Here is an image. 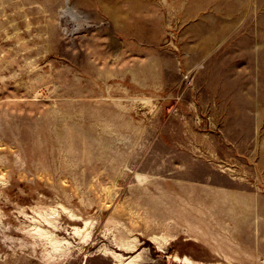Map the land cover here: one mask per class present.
<instances>
[{
  "label": "rangeland",
  "instance_id": "rangeland-1",
  "mask_svg": "<svg viewBox=\"0 0 264 264\" xmlns=\"http://www.w3.org/2000/svg\"><path fill=\"white\" fill-rule=\"evenodd\" d=\"M106 250L264 264V0H0V264Z\"/></svg>",
  "mask_w": 264,
  "mask_h": 264
},
{
  "label": "bare ground",
  "instance_id": "bare-ground-1",
  "mask_svg": "<svg viewBox=\"0 0 264 264\" xmlns=\"http://www.w3.org/2000/svg\"><path fill=\"white\" fill-rule=\"evenodd\" d=\"M64 211V210H63ZM77 219V218H76ZM54 220V219H52ZM51 221V220H50ZM72 228V227H71ZM34 230V229H33ZM78 229L75 228V233H78ZM40 234V233H39ZM49 234V233H48ZM36 236V235H35ZM84 236V235H83ZM37 237V236H36ZM45 237V236H44ZM40 238V237H39ZM51 238V237H50ZM52 239V238H51ZM83 239V238H82ZM152 242H155L156 244L158 245H161V243H157L156 242V237H151L150 238ZM56 240V239H55ZM87 240V239H86ZM158 240V239H157ZM159 241V240H158ZM67 242V241H66ZM65 244V243H64ZM62 245V244H61ZM120 250H127V252H131L134 250L135 248V244H131L130 242L128 243H121L120 245ZM62 247V246H61ZM53 248L54 249H59V246H58V242L57 241H54L53 243ZM54 251V250H53ZM104 254L106 256H109L111 257L113 260H114V263L113 264H141V260H142V257H141V254L140 253H136L134 255H129V256H124L123 253H118L116 251H112V250H106L104 251ZM127 260V261H126Z\"/></svg>",
  "mask_w": 264,
  "mask_h": 264
}]
</instances>
